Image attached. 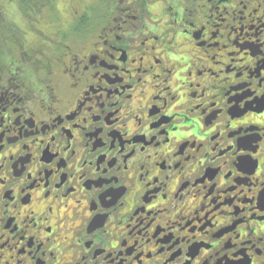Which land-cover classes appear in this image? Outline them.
I'll return each mask as SVG.
<instances>
[{"label": "flooded vegetation", "instance_id": "flooded-vegetation-1", "mask_svg": "<svg viewBox=\"0 0 264 264\" xmlns=\"http://www.w3.org/2000/svg\"><path fill=\"white\" fill-rule=\"evenodd\" d=\"M51 1L0 57V264H264V0Z\"/></svg>", "mask_w": 264, "mask_h": 264}, {"label": "rangeland", "instance_id": "rangeland-1", "mask_svg": "<svg viewBox=\"0 0 264 264\" xmlns=\"http://www.w3.org/2000/svg\"><path fill=\"white\" fill-rule=\"evenodd\" d=\"M7 1L8 0H0V57H1L3 62L7 61L9 56H11L10 53L7 54V51H6L7 49L4 45V40L10 41L8 36L14 34V35H18L19 42L24 43L23 38L24 37L26 39L29 38L27 34L32 31V28H31L30 24H28V21H27V20H29V17L26 16L25 13H23V10L32 9L30 11V13H28L29 16H30V14H31V16H33V14H35V16H33V18L34 17L39 18V19H40V17L42 18L40 11L32 13L33 10L35 11L36 5L28 2L29 0H24V1L20 0L19 2H18V0H10L12 2V5H11V2H9V1L7 2ZM83 1H84V3H89V4L91 2H93V0H83ZM51 2H52V5L57 4V6H58L57 8H59L61 10L62 14L64 16H67V17H68V14H67L68 6L73 5V7L76 8L79 3H82V2L78 3V2H76V0H53ZM35 3H36V1H35ZM94 3H92L93 5L92 4H90V5L94 6ZM95 7H96V5H95ZM17 8L22 10L21 11L22 15H19ZM42 8L47 9L48 7L44 6ZM13 22L17 23L19 28H15L13 30L11 28V25L13 24ZM10 43L11 42H9V45H10ZM9 49L13 50V47H9Z\"/></svg>", "mask_w": 264, "mask_h": 264}, {"label": "trees", "instance_id": "trees-1", "mask_svg": "<svg viewBox=\"0 0 264 264\" xmlns=\"http://www.w3.org/2000/svg\"><path fill=\"white\" fill-rule=\"evenodd\" d=\"M47 1H49V0H47Z\"/></svg>", "mask_w": 264, "mask_h": 264}]
</instances>
